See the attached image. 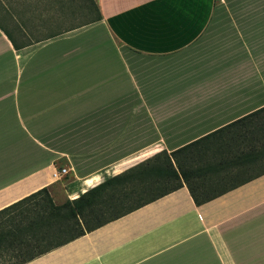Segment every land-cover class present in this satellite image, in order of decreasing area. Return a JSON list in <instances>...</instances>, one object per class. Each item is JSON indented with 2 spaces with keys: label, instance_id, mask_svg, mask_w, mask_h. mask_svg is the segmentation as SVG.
Masks as SVG:
<instances>
[{
  "label": "crops",
  "instance_id": "0c3cea01",
  "mask_svg": "<svg viewBox=\"0 0 264 264\" xmlns=\"http://www.w3.org/2000/svg\"><path fill=\"white\" fill-rule=\"evenodd\" d=\"M261 108L264 0H0V210L189 145L180 186L22 264H264V109L230 126Z\"/></svg>",
  "mask_w": 264,
  "mask_h": 264
},
{
  "label": "trees",
  "instance_id": "16d2710c",
  "mask_svg": "<svg viewBox=\"0 0 264 264\" xmlns=\"http://www.w3.org/2000/svg\"><path fill=\"white\" fill-rule=\"evenodd\" d=\"M261 108L230 124H238L259 113ZM229 126V125H228ZM166 151L138 163L115 175L76 199L55 205L45 187L0 210V264H22L60 242L73 239L109 220L129 212L181 185L186 180L177 153ZM129 182V183H128ZM125 189L116 191L105 200L99 193L114 184H126ZM196 204L207 199H198L191 191ZM38 221L42 227L39 233H27L31 222ZM84 227V228H83ZM78 228V229H76ZM69 233L60 240L53 239L61 233ZM54 240V243H46ZM9 259H3V256ZM18 257L10 262V258ZM12 260V259H11Z\"/></svg>",
  "mask_w": 264,
  "mask_h": 264
},
{
  "label": "rangeland",
  "instance_id": "374dc122",
  "mask_svg": "<svg viewBox=\"0 0 264 264\" xmlns=\"http://www.w3.org/2000/svg\"><path fill=\"white\" fill-rule=\"evenodd\" d=\"M76 229H78V228H76ZM68 235H69V233L67 234L66 232H63V233H61L60 235H57V236H55L53 239H55V240H60V239H62V238H66V237H68ZM55 241L54 240H52V241H50V240H46V243H54ZM8 255H6V256H3V259H9V257H7ZM12 259V260H11ZM18 259V257L16 258V257H13V258H10V262H12V261H15V260H17ZM19 260V259H18Z\"/></svg>",
  "mask_w": 264,
  "mask_h": 264
},
{
  "label": "built area",
  "instance_id": "2783aa9c",
  "mask_svg": "<svg viewBox=\"0 0 264 264\" xmlns=\"http://www.w3.org/2000/svg\"><path fill=\"white\" fill-rule=\"evenodd\" d=\"M66 171H65V169L64 168H61V169H59V171H58V173H65Z\"/></svg>",
  "mask_w": 264,
  "mask_h": 264
}]
</instances>
